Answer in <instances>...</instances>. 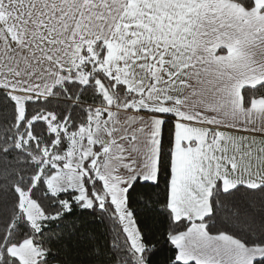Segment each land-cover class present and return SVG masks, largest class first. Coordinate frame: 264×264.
I'll use <instances>...</instances> for the list:
<instances>
[{"label": "snow or ice", "instance_id": "1", "mask_svg": "<svg viewBox=\"0 0 264 264\" xmlns=\"http://www.w3.org/2000/svg\"><path fill=\"white\" fill-rule=\"evenodd\" d=\"M0 264H264V0H0Z\"/></svg>", "mask_w": 264, "mask_h": 264}, {"label": "trees", "instance_id": "2", "mask_svg": "<svg viewBox=\"0 0 264 264\" xmlns=\"http://www.w3.org/2000/svg\"><path fill=\"white\" fill-rule=\"evenodd\" d=\"M166 253V250L164 252L161 253V255L163 256Z\"/></svg>", "mask_w": 264, "mask_h": 264}]
</instances>
